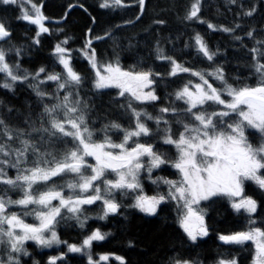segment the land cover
<instances>
[{
  "label": "snow or ice",
  "instance_id": "obj_1",
  "mask_svg": "<svg viewBox=\"0 0 264 264\" xmlns=\"http://www.w3.org/2000/svg\"><path fill=\"white\" fill-rule=\"evenodd\" d=\"M230 2L235 4L236 0ZM25 3L31 4L30 11L23 9ZM0 4L21 6L22 14L17 18L38 26L34 43H39L42 33L49 32L44 24L46 17L33 0H0ZM138 4L143 11L145 0H138ZM75 6L69 5V11ZM99 6L109 8L127 5L124 0H103ZM199 11L200 0H194L185 18L205 23L200 20ZM254 11V8L250 9L243 15L252 16ZM156 23L163 24L164 21ZM207 27L213 31L232 33L240 25L237 24L233 28H217L208 23ZM10 36L8 27L0 22V41H6ZM247 36L252 38L253 31L247 32ZM194 39L197 52L207 60L214 61L218 52L211 51L200 34H196ZM235 39L240 40L241 37L236 36ZM67 43L65 39L56 44L53 50L56 63L62 66V71L49 72L41 67L35 74L25 72L23 75L17 74L19 64L10 66L5 50L0 48V73L5 74L6 81L23 83L30 77L32 80H38L37 85L30 86L41 98L48 96V93L41 91L39 84L55 82L57 91L52 94V98L58 101L51 106L44 105L43 116L46 120L41 127H33L31 132L13 129L0 118V185L5 186L0 188V245H4L8 250L7 260L0 258V264H20L19 258L13 253L28 255L24 249L26 241H34L41 247L67 243L61 241L55 231L57 218H64L62 209L71 213L69 218L75 219L81 228L85 226L87 219H81L83 205L102 201L103 215L100 219L117 213L120 205L115 201V190L141 189V171H147L150 176L153 169L170 162L165 155L155 151L151 143L140 141L142 137L153 135H160L163 144L175 147L177 157L172 167L178 170L181 178L177 181L157 178L153 183L162 182L168 185V192L152 197L137 195L134 207L149 215H155L160 204L169 200L177 201L179 224L188 238L196 242L198 237L208 235V229L204 224L203 210L195 208L194 205L212 197H227L234 210H243L249 214V224L252 226L247 231L220 235L219 239L225 244L242 245L248 241L254 242L253 264H264V229L255 227V220L251 218V214L257 211V202L243 195L245 181H253L264 189V173L261 171L264 170V41H257L260 47L250 50L254 61L252 68L258 77L254 87H233L225 79L223 68L220 66L211 72L193 71L158 50L157 58L167 60L171 65L169 75L190 72L199 79L195 84L189 81L175 93L176 99L183 100L187 105L183 114L192 122L177 121L183 130L178 136H174L164 114H176L177 109L162 107L159 109L160 114L154 117L145 110H137L133 104V101L145 103L160 99L152 87L156 82L154 77L160 74L151 70L125 71L118 63L100 65L90 37L80 52L94 70V88H116L119 89L118 95L121 97L127 94L126 108L134 117L132 128H123L116 122L106 125L102 129L105 135L101 142L94 139L95 130L90 127L87 114L80 107L81 101L72 99L74 95H78L76 90L82 84L83 77L72 66L71 50L63 46ZM16 52L19 55L18 49ZM209 77L219 80L220 87H214L209 82ZM0 87L12 89L13 83L5 82L0 84ZM61 91L64 92L62 97ZM153 120L156 124L155 132L147 124V121ZM161 123L165 125L163 129L160 128ZM110 129L123 133L119 143L114 142L107 134ZM250 129L254 130L257 137L256 144H253L246 134ZM32 132L41 134L38 140L32 136ZM45 144L48 147H55L57 144L68 147L58 156L55 152L48 151L44 147ZM88 157L93 158L95 163H88ZM144 158H147V163ZM8 169H15L16 175L10 176ZM108 173H114L116 178L109 179L106 175ZM71 174L74 175L65 185H57L53 180L55 177L63 179ZM50 181L52 186H48ZM41 186L44 190H41ZM64 187L71 190L72 195L65 196ZM10 191L21 193L20 198L13 199L8 194ZM53 201H58L59 205H53ZM14 207L20 211H13ZM29 215H34L39 223H26L23 217ZM107 235L108 233L99 229L93 230L81 246L67 244L68 252L80 253L90 248L94 241L105 240ZM57 259H63V256L50 258L49 264H57ZM116 259L124 264L123 258ZM108 260V255H101L98 260H93L92 256L88 255V264H101ZM173 264H191V261L174 259ZM219 264L237 262L235 259L221 260Z\"/></svg>",
  "mask_w": 264,
  "mask_h": 264
},
{
  "label": "trees",
  "instance_id": "obj_2",
  "mask_svg": "<svg viewBox=\"0 0 264 264\" xmlns=\"http://www.w3.org/2000/svg\"><path fill=\"white\" fill-rule=\"evenodd\" d=\"M218 1L220 0H201L199 18L205 23H200L199 20L195 19L192 20L198 22L194 24L195 34L186 39L184 36L186 33L180 23L189 12V0H147L141 14H138L141 9L137 3L131 5V7L129 5L130 8L118 7L109 12L107 8L99 6L103 0H33L35 4L40 6L43 16L46 17L45 26L49 29V32L42 33L39 36V43L36 44L34 38H36L38 29L30 23L18 19L17 17L20 14L16 13L15 15L2 17L0 22H3L12 33L6 41H0V48L5 50L6 60L10 66L19 64L18 75H23L25 72L35 74L41 67L46 68L49 72H60L62 66L56 63L53 50L56 44L67 39L68 43L63 46L71 50L72 66L83 77L82 84L76 90L78 95H74V99H72L81 101L80 107L86 112L87 119H89V113L97 111L101 117L112 118L111 122L119 123L123 128H132L134 117H132L130 110L126 108L127 94L121 97L118 95V89L97 90L93 86L94 70L80 52L87 39L91 37L92 48L95 49L99 64L118 63L126 71L151 70L153 73H159V76L154 77L156 81L154 87L159 86L163 81L168 82L166 83L168 88L159 91V100L145 103L133 101V104L137 110H145L154 117L160 114L159 109L162 107L177 109L176 114L169 112L165 113L164 116L170 123L173 135L178 136L183 128L177 121L186 123L192 121L183 114V109L187 105L183 100H177L175 93L189 81L195 84L199 82V79L191 75L190 72H179L175 76L169 75L171 65L167 60L157 58L158 50H162L163 55L174 58L177 63L193 71L211 72L218 66L219 59H222L227 63L231 62L234 68H244L254 72L252 68L253 53L250 50L253 47H260L257 41H264V0H236L235 4L231 3L230 0H224L229 4H233L234 7L236 6L240 11L246 12L255 9L253 15L245 16V22L240 23V27L232 33L219 30L213 31L207 27L208 23L217 26V28L235 27L230 24L232 23L230 21L228 23L215 22L211 19L215 14H220L215 11L212 12L215 9L216 11L219 10L216 7ZM193 2L194 0H191V5ZM69 5L76 6L69 11ZM204 9L206 11L208 9L206 14V11H203ZM161 20L164 21L163 24L156 23ZM249 31H253L252 38L247 36ZM109 33L110 35H106ZM196 34L202 36L211 51L218 52L214 61L207 60L206 57L197 52L194 39ZM236 36H240L241 39H235ZM95 37H104V39H95ZM17 49L19 55H17ZM224 76H226L225 72ZM41 77H43V74H41ZM208 79L210 83L215 81L220 83L219 80H214L211 77ZM2 83L3 81L0 79V84ZM37 84L38 80H32L30 77L28 81L16 85L14 90L25 86L27 93H20L18 99L10 102L6 101V97L7 94L11 93L0 87V96L3 101L0 104V118H3L11 128L31 132L33 127H41V124L46 120V117L43 116L44 105L51 106V104L58 102L46 90L45 84H39V88L41 91L48 93V96L38 97L34 88L30 86ZM51 85L54 86L53 93H55L57 91L56 84ZM60 95L62 97L64 92L61 91ZM225 98L230 99V97ZM233 119H235V116ZM147 124L153 132L156 131L154 120L147 121ZM164 127L165 125L161 123L160 128L163 129ZM108 131L116 136L118 140L122 139V132L115 129ZM246 134L249 135V139L253 144L257 143L254 130L250 129ZM40 135V133L32 132V136L37 140ZM140 141L151 143L153 146L161 148L163 152H170L177 157L175 147L163 144L160 135L142 137ZM129 143L131 144V141ZM67 147V145L57 144L54 152L59 156ZM261 171L264 173V170ZM72 175L65 176L63 179L59 178V180L61 183H66L72 178ZM3 187L5 186L0 185V188ZM142 188L145 189V187ZM8 194L13 199H19L21 196L18 191H10ZM120 195L119 201L121 203L126 205L131 203L135 210L140 211L134 207L135 195H131L126 191L121 192ZM229 206L232 209L230 204ZM164 208V215L160 214L155 219H143L142 216L133 214L126 222L114 220V218L110 219L109 216L100 219L99 217L103 215V211L98 216L93 213L83 214L82 220L87 217L85 226L83 228L79 224L77 226L83 232L90 233L93 231L92 228L94 230L99 229L100 224L101 231L106 233L110 229V225H113L112 232H108L110 238L101 246L109 251V255L123 258L124 264H170L173 263L174 259L189 260L191 264H206L204 261L211 259L212 253H214L212 251L219 243L220 247H231L244 257L247 252L254 251L255 244L253 245L251 242H245L242 245H224L221 243L219 236L216 234L217 231L229 234L230 230L239 226L236 217L226 206H221L213 214L211 226L216 228H213L215 230L212 232L213 236L211 235L209 239L200 240L195 244L188 243L169 207L165 206ZM12 210L20 211L19 208L15 207ZM62 210H64L62 211L64 216H66L65 214L68 215L65 209ZM23 219L30 224L36 221L34 215L24 216ZM73 221L75 224L78 223L75 219ZM56 227L55 231L62 240L63 233L60 231V225L57 224ZM61 255L63 257L67 256L65 250H63V253L58 254V256ZM116 260L112 261L113 264H121L120 260ZM36 264H49V261L47 259L46 262L44 260L37 261ZM57 264H64V262L59 260Z\"/></svg>",
  "mask_w": 264,
  "mask_h": 264
},
{
  "label": "rangeland",
  "instance_id": "obj_3",
  "mask_svg": "<svg viewBox=\"0 0 264 264\" xmlns=\"http://www.w3.org/2000/svg\"><path fill=\"white\" fill-rule=\"evenodd\" d=\"M146 2H147V0H145V4H146ZM189 2H190V7H191V0H189ZM136 3L138 4V0H124V4L127 5L125 7H128V8H130L131 5L136 4ZM200 3H201V0H200ZM129 5H130V7H129ZM190 7L188 8V11L190 10ZM216 7L219 10L216 11V9L215 10L212 9L213 10L212 12L214 13V11H215V12L220 13V14L219 15L215 14V16L211 17V19H213L215 22L220 21V22H227L228 23L230 21V22H232V23H230L231 25L236 26L237 24L243 23L246 20L245 15L242 14V12H245V11L238 10L236 6L234 7L233 4H229L228 2H226L224 0L218 1ZM113 8L116 9L118 7H109V8H107V11L110 12L111 10H113ZM120 8H124V7H120ZM23 9H27L30 11L31 10V4L25 3L23 5ZM203 11L205 12L206 10L204 9ZM114 12H115V10H114ZM207 12H208V9L205 12V14ZM16 13L20 14V15L22 14L21 6L0 4V18H2V17L4 18V17L10 16V15H15ZM141 13H143L141 10L138 11V14H141ZM199 13H200V11H199ZM199 13H198V16L200 15ZM185 16L181 20L180 24L182 26V29L186 33L184 36L187 39V38H190V36L195 34L196 28H194L195 27L194 24L198 23V22H193L192 20H188L185 18ZM45 23H46V20H44V24ZM31 25H33V24H31ZM33 26H35L38 29L37 25H33ZM197 32H198V30H197ZM218 66L223 68V71L226 74L225 77H226L228 83H230L233 87L239 88V87H243L245 85L254 87V86H256V84L258 82V77L254 72L246 70L244 68H234L232 66L231 62L227 63L225 60L219 59ZM122 69L126 71V69H124V68H122ZM0 79H1V81H3V83H5V82L13 83L12 89L2 88L4 91L11 93V94H7L6 101H9V102L14 101V100L18 99V95L20 93H27V88L25 86H21L20 88L14 90L15 86L18 84H21V82H19V81L11 82L10 80L6 81L4 73H0ZM54 83L55 82L43 83V84H45L46 90L49 92L50 95H52V93L54 92L53 91L54 86L51 85ZM166 83H168V82L163 81L157 87H154V85H152V87L155 89V94L157 96H158V93L160 90H164V89L168 88V86L166 87ZM212 84L214 87H220V85H219L220 83L217 81L212 82ZM108 89H116V88H108ZM108 89H105V90H108ZM146 91H147V89H146ZM73 99H74V96H73ZM2 102L3 101H2V98L0 96V104ZM88 121H89L90 127L95 130L94 139L97 142H101L103 140L104 135H105V133H104V131H102V129H104L106 125L110 124V122L112 121V118H110V119L109 118H103V117H101L99 112L94 111L93 113H89ZM107 134L109 136H111V138L114 142L119 143L121 141V140H118L116 138V136H113L111 134V132L108 131ZM13 143L16 144V142H13ZM44 147L47 148L48 151H52V152L55 151V149H54L55 147H48L47 144H45ZM154 150L165 155L170 162L166 163L164 165H161L159 168L153 169L150 176L147 173V171H141L140 176H139L141 189H138L136 191H131V190L126 191V192H129L131 195H135V198L137 195H144V196L152 197V196H156L159 194H166L168 192V185H166L162 182L161 183H153V181L157 180V178H159V177H163L165 179L173 180V181H177L181 178L178 170L175 169L174 167H172V163L175 161L176 156L171 154L170 152H167V151L163 152L161 150V148H158L156 146H154ZM86 159H87L88 163H90V164L95 163L94 159L91 157H88ZM144 162L147 163V158H144ZM8 174L10 176L14 177L16 175V170L15 169H8ZM106 175L109 179H115L116 178L114 173H108ZM59 178L60 177H55V178H53V180L55 181V183L57 185H65L66 183L65 182L61 183ZM254 184L256 185L255 187L253 186ZM48 186H52L51 181L48 183ZM142 187H145V189H143ZM243 189H244L243 195L245 197H251L252 199H254L257 202V211H256V213L251 214V218L255 220L254 226L260 227L261 229H264V205H263L264 189H261L253 181H245L243 184ZM41 190H44L43 186H41ZM63 192H64L65 196L72 195L71 190L67 189L66 187L63 188ZM121 192H123V191H120V190L114 191L115 201L120 205V208H119L117 213L108 215L110 219L114 218V220H120L122 222H126L127 220H129V217H131L133 214L140 215L143 217V219H155V218L159 217L160 214L164 215V213H163V212H165L164 207L168 206L169 210L172 212V215L175 217V220L178 222V227L182 231V234L187 238L188 243H191V244L192 243L195 244L200 240H206V239L210 238V236L212 235V232L215 231L214 229H216L214 226H211L212 225L211 219L213 218L214 212L217 209L221 208V206H224V207L226 206L230 210V212L233 213L234 217H236L237 221L239 222V226L237 228L230 230L231 232L247 231L249 229V227L252 226L249 224V214L247 212H244L243 210H241L240 212H237L233 208L232 209L230 208L229 204L231 205V202H230L229 198L224 197V196L212 197L211 199H209L207 201H201L199 205H194L195 208L203 210L202 214L204 216V224L208 229V235L203 236V237H198L196 242H192L188 238L187 234L184 232L183 228L179 224L180 212L178 211L177 201L169 200L167 202H164L158 206L157 212L155 215H149V214L144 213L142 211L135 210L132 207L131 203L127 204V205L121 203L119 201V197L121 196L120 195ZM236 199L238 200L239 198H236ZM52 203L55 206H58V204H59L58 201H53ZM62 211H64V210H62ZM84 211H87V212H84ZM102 211H103L102 201H97L92 205H83L82 206L81 219L83 218V214L93 213L94 215L98 216ZM206 211H207V213H206ZM65 215L66 216H64L63 219H59V217L57 218V220L58 219L59 220L55 224V227L57 226V224L60 225V231L63 233L61 236L62 237L61 241L67 242V243L53 244L51 247H41V246L37 245L34 241H26L24 243V249H26V251L28 252V255H23V253H13L14 256L19 258L20 264H36L37 261H43V260H44V262H46V259L49 261L50 258H52V257H61L62 255L58 256V254L63 253V250H65V254H67V256L63 257V259H57V261L63 260L64 264H69V262H71L70 264H88V255L89 254L92 256L93 260H98L101 255H108L109 260L106 262H101V264H113L114 262H112V261H115L116 260L115 258L117 256L116 255L115 256L109 255L110 254V253H108L109 251L105 250L104 246H101L104 244V242L108 241V239L110 238V237H108V235H107L105 240L94 241L90 248L84 249V251H82L80 253L68 252L67 244H75L77 246H81L83 240L87 237V235H90V233L92 231L90 233L83 232L77 226L78 223L75 224L73 221L74 219L69 218L72 216L71 213H68V215L67 214H65ZM35 220H36L35 223L38 224L39 221L37 219H35ZM35 223H33V224H35ZM114 223H116V222H114ZM112 226L113 225H110V229L107 230L106 233L112 232V229H111ZM98 228L101 231V225L100 224H99ZM92 229L94 230V228H92ZM101 232H103V231H101ZM217 232H218V233H216L217 236L227 235L226 233H223V232H219V231H217ZM231 232L229 234H231ZM59 239H61V238L59 237ZM248 242H251L254 245V242H252V241H248ZM221 243H222V241H221ZM212 252H214V253H212L211 259L208 261H204V263L207 264L210 262L211 264H219V261H221V260L235 259L237 264H253L254 258H255V246H254V251L253 252H247V254H245V257L240 255L239 252H236L231 247H223V248L220 247V243L218 244V246L216 244L215 250ZM7 254H8L7 248L4 245H0V258L7 260ZM170 264H173V263H170ZM200 264H203V263H200Z\"/></svg>",
  "mask_w": 264,
  "mask_h": 264
},
{
  "label": "water",
  "instance_id": "obj_4",
  "mask_svg": "<svg viewBox=\"0 0 264 264\" xmlns=\"http://www.w3.org/2000/svg\"><path fill=\"white\" fill-rule=\"evenodd\" d=\"M222 244H225V243L222 241ZM225 245H231V244H225Z\"/></svg>",
  "mask_w": 264,
  "mask_h": 264
}]
</instances>
